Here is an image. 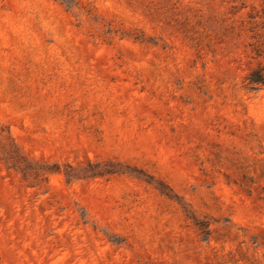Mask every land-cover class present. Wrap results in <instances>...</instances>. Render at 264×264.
<instances>
[{
	"label": "rangeland",
	"instance_id": "obj_1",
	"mask_svg": "<svg viewBox=\"0 0 264 264\" xmlns=\"http://www.w3.org/2000/svg\"><path fill=\"white\" fill-rule=\"evenodd\" d=\"M263 12L0 0V264H264Z\"/></svg>",
	"mask_w": 264,
	"mask_h": 264
},
{
	"label": "trees",
	"instance_id": "obj_2",
	"mask_svg": "<svg viewBox=\"0 0 264 264\" xmlns=\"http://www.w3.org/2000/svg\"><path fill=\"white\" fill-rule=\"evenodd\" d=\"M248 17L245 25L246 31L250 34L248 48L256 65L249 69L244 77V82L249 89H259L264 88V17L262 21L256 19V14H251Z\"/></svg>",
	"mask_w": 264,
	"mask_h": 264
}]
</instances>
